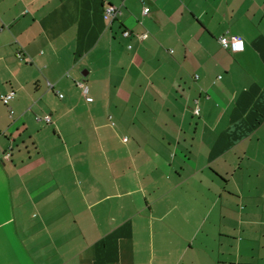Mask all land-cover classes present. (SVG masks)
I'll use <instances>...</instances> for the list:
<instances>
[{
    "label": "crops",
    "instance_id": "0c3cea01",
    "mask_svg": "<svg viewBox=\"0 0 264 264\" xmlns=\"http://www.w3.org/2000/svg\"><path fill=\"white\" fill-rule=\"evenodd\" d=\"M10 91L0 264H264V0H0Z\"/></svg>",
    "mask_w": 264,
    "mask_h": 264
},
{
    "label": "built area",
    "instance_id": "2783aa9c",
    "mask_svg": "<svg viewBox=\"0 0 264 264\" xmlns=\"http://www.w3.org/2000/svg\"><path fill=\"white\" fill-rule=\"evenodd\" d=\"M149 11L148 7H144L143 8V13L146 14L147 12ZM119 13V8L113 4H110V5H107L105 8H104V17L106 19H108V22L111 23L118 15ZM129 30H124L123 31V35L124 36H128L129 35ZM147 34L146 33H143V34H139L138 35V38L139 39H144L146 38ZM237 39H240L242 40L240 37H237V36H231V37H226V36H220L218 38V42L219 44L221 45L222 48L226 49L227 51L231 52V53H235V52H239V51H235L234 50V44H235V40ZM244 43V42H243ZM21 53L18 54V56H20ZM76 85L82 90V93L84 95L85 98H87V86L85 84L84 81L82 80H79L76 82ZM14 96V92L13 91H10L6 94H0V101H2L5 105H7L9 103V100L11 98H13ZM59 96L61 97L62 95L59 94ZM10 113H12V110L9 109ZM194 114L195 115H198L199 114V109L198 107H196L194 110H193ZM43 119L46 121V122H50L51 119H50V116L49 115H44ZM124 140H126V137L124 138ZM10 155L9 152L5 153L4 155V158H8Z\"/></svg>",
    "mask_w": 264,
    "mask_h": 264
},
{
    "label": "clouds",
    "instance_id": "9594fccd",
    "mask_svg": "<svg viewBox=\"0 0 264 264\" xmlns=\"http://www.w3.org/2000/svg\"><path fill=\"white\" fill-rule=\"evenodd\" d=\"M243 49H244L243 40H240V39L235 40L234 50L235 51H243Z\"/></svg>",
    "mask_w": 264,
    "mask_h": 264
}]
</instances>
